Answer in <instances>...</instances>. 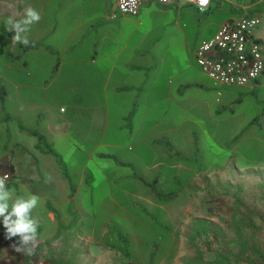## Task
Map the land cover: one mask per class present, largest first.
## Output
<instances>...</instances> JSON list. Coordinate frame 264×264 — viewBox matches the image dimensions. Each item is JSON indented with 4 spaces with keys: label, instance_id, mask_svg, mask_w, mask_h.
<instances>
[{
    "label": "crops",
    "instance_id": "1",
    "mask_svg": "<svg viewBox=\"0 0 264 264\" xmlns=\"http://www.w3.org/2000/svg\"><path fill=\"white\" fill-rule=\"evenodd\" d=\"M116 3L0 0V33L6 36H0V45L10 44L9 66L25 74L0 78V175L12 173L7 186L15 196L40 197L32 213L40 222L39 246L47 240L41 237L44 216L66 229L89 218L84 238L69 234L59 240L84 243L98 256L116 246L106 240L109 231L121 239L120 223H131L134 212L159 213L188 226L195 205L202 212V176L201 186L191 176L192 135L227 131L222 127L237 115L246 92L264 88V74L252 89L216 85L203 72L206 78L189 75L192 32L185 21L207 12L185 0L152 1L131 17L115 14ZM26 6L42 17L27 33L31 48L12 43L14 32L7 31V19H22ZM176 50L186 53L189 65L171 72ZM194 90L198 98H192ZM173 184L178 193L168 191ZM180 197L186 208L176 207ZM56 235L57 229L51 237ZM11 249L5 247L0 257Z\"/></svg>",
    "mask_w": 264,
    "mask_h": 264
},
{
    "label": "rangeland",
    "instance_id": "2",
    "mask_svg": "<svg viewBox=\"0 0 264 264\" xmlns=\"http://www.w3.org/2000/svg\"><path fill=\"white\" fill-rule=\"evenodd\" d=\"M211 4L210 11L207 10L206 15L201 14L199 19H194L195 22L185 21L192 32L189 48V64L194 66V69L189 71L192 77L195 74L203 76L196 59L199 43L214 38L218 28L230 21L229 19L245 15L261 17L262 23L255 34L264 39V0H214ZM2 35L6 38L5 34L0 33V36ZM9 48L8 43L0 45V78L24 77L25 74L22 71L10 68L12 56L8 52ZM19 53L21 51L17 48L16 56H21L18 55ZM187 57L186 53L182 54L176 50L172 58L174 64L170 66L169 71L186 70L189 65ZM19 61H15V66L23 68ZM184 74L186 76L187 72H183ZM203 77L206 78L205 75ZM241 91L246 90L241 89ZM196 94V90L191 92L192 98H198ZM244 98L243 104L237 106V115L223 125L222 128L227 131L221 133L202 131V133L192 135L194 148L190 159L191 176L197 178L198 186H201L199 176H202V190H199V193H202L201 200L199 198L202 203V212H198V206L195 205L192 221L188 226L183 227L186 224L183 220L165 221L164 215L159 213L134 212L130 214L134 217L131 223H120L121 231L127 242L121 240L114 230L109 231L110 236L106 239L109 243L128 250L129 258L113 248H108L111 250L107 249L104 254L98 256L88 252V246L84 243L59 240L61 236L69 238L70 235L71 238H84L85 231L90 224L92 225L89 218L86 217L79 225L72 223L71 227L66 229L61 225L59 228L58 225L54 227L44 216L41 237L47 240L36 248L35 255L29 256L24 252L11 249V252L4 253L0 257V264H40V262L43 264H149L152 258H154V264H187L188 259H195L198 254L197 248L191 242L192 229L198 220L219 226L227 234L225 238L210 234L198 239L197 247L201 252H205V259L214 256L211 251H207L206 244H210L214 251L223 250L233 238V232L229 231V228L238 208L245 207L257 211L259 217L255 216V218L264 228V115L259 113L262 110L259 103L264 101V88L260 92L256 90V93L248 91ZM261 107L264 108V104ZM260 115L262 116L258 118ZM229 117V114L223 115L224 120H228ZM188 161L185 160V164ZM199 171L202 174L196 176ZM158 188L160 190V187ZM128 189L133 192L129 185ZM168 191L178 193L179 186L173 184ZM192 192L195 191L192 190ZM94 199L96 203L99 201L97 196ZM160 199L157 196L152 198L153 201H162ZM128 200L135 201V198L129 197ZM185 201L186 198L180 197L175 202V204L178 202L176 207L181 204L183 208H186L187 202ZM143 207L151 208V206ZM180 216L184 219L188 218L189 214L181 213ZM100 224L98 221L94 224L97 227L96 233L100 232ZM55 229L58 235L51 237ZM257 241L264 248V231L260 232ZM195 262L191 264H202Z\"/></svg>",
    "mask_w": 264,
    "mask_h": 264
},
{
    "label": "built area",
    "instance_id": "3",
    "mask_svg": "<svg viewBox=\"0 0 264 264\" xmlns=\"http://www.w3.org/2000/svg\"><path fill=\"white\" fill-rule=\"evenodd\" d=\"M152 1L171 5L179 0H117L114 13L134 17L142 6ZM185 2L206 12L212 0L206 4L204 0ZM261 23V17L245 15L222 25L214 38L204 42L196 52L202 72L216 85L252 89L264 74V39L255 34ZM7 174L10 181L12 173Z\"/></svg>",
    "mask_w": 264,
    "mask_h": 264
},
{
    "label": "trees",
    "instance_id": "4",
    "mask_svg": "<svg viewBox=\"0 0 264 264\" xmlns=\"http://www.w3.org/2000/svg\"><path fill=\"white\" fill-rule=\"evenodd\" d=\"M249 17H252V15ZM31 47H34V45L30 44L27 46V48ZM255 216H258L255 210H249L245 207L238 208L233 216L232 225L229 228V231L233 232V238H231L223 250L214 251L210 244H206V247H208L207 251H211V254L214 255L208 259H205V252H201L200 248L197 247L198 245L196 243L198 239L201 236H209L210 234L225 238L227 234L219 226L203 220L196 221L192 229L193 238L191 242L197 248L198 254L195 259H188L186 263L191 264L197 261L202 264H264V248L257 241L260 232L264 231V228L258 224ZM229 231L227 230V232ZM121 235V240L127 242L126 237L123 234ZM18 240V237L7 239L6 229L4 226H0V255L8 245L18 244ZM111 248L118 250L121 254L129 258L128 250H123L117 246H111ZM154 263V258H152L149 264Z\"/></svg>",
    "mask_w": 264,
    "mask_h": 264
},
{
    "label": "clouds",
    "instance_id": "5",
    "mask_svg": "<svg viewBox=\"0 0 264 264\" xmlns=\"http://www.w3.org/2000/svg\"><path fill=\"white\" fill-rule=\"evenodd\" d=\"M208 0H204L206 4ZM41 14L32 6H26L22 19H15L14 16L7 19V31L14 32L12 43H21L29 46L27 33L31 31L33 24L39 23ZM9 176L7 173L0 175V220L6 229V238L18 237V244L12 247L17 252H24L26 255L34 256L38 246V229L40 222L32 213L40 203V197L35 194L27 196H15V189L7 186ZM51 182V177L48 178Z\"/></svg>",
    "mask_w": 264,
    "mask_h": 264
}]
</instances>
